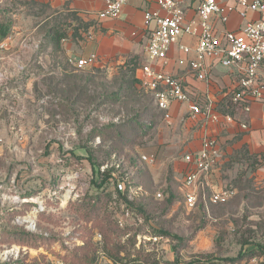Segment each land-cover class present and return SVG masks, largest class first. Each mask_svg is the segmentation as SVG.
I'll return each mask as SVG.
<instances>
[{"label": "rangeland", "instance_id": "rangeland-1", "mask_svg": "<svg viewBox=\"0 0 264 264\" xmlns=\"http://www.w3.org/2000/svg\"><path fill=\"white\" fill-rule=\"evenodd\" d=\"M0 18L41 53L57 48L51 32L68 35L70 17L40 0H0ZM61 62L66 73L35 65L32 99L0 82V264H263L264 146L224 164L232 200L190 208L182 172L152 153L168 125L136 83L139 62L113 71Z\"/></svg>", "mask_w": 264, "mask_h": 264}, {"label": "crops", "instance_id": "crops-1", "mask_svg": "<svg viewBox=\"0 0 264 264\" xmlns=\"http://www.w3.org/2000/svg\"><path fill=\"white\" fill-rule=\"evenodd\" d=\"M40 1L49 9L56 10L58 14L63 13L70 17L68 35H53L51 32L50 38L57 44V48L41 53L33 48L30 36L21 39L18 34L12 35L11 32L7 36L11 37L8 47L0 49V82L14 80L16 86L7 88L5 92L19 97L18 91L25 89L26 98L32 99L34 72L37 69L35 65L47 72L55 67V72L66 73L65 65L60 63L63 60L71 65L68 66L70 71H81L70 61L92 54L97 56V60L94 65L83 69L84 71L93 67L106 71L126 69L139 62L136 68L138 86L139 79L143 76L141 67L148 64L156 70L182 79L191 101L202 108L211 105L213 111L222 116L221 120L219 123H211L203 116L193 119L187 104L175 102L170 109L171 124L164 121L168 127H163L158 133V145L152 153L158 154V159L163 157L160 161L163 167H174L176 171L182 172L184 178L192 169V166L185 162V156L200 151L205 138L216 140L222 149L223 160L204 178L209 194L226 188L227 175L231 171H227L224 164L231 159L234 152L243 147L256 152L258 147L264 146V97L249 105L250 112L233 104L231 92L238 85L239 73L218 63L213 66L208 81L197 80L189 66V62L195 57L194 52L187 55L180 50L181 45L194 48L195 38L184 35L178 43L172 45L168 55L169 62L165 66L149 59L146 53V33L149 28L145 23V13L158 9L154 0H128L118 18L105 19L99 18V13L104 8V0ZM199 1L184 0L187 22L197 20ZM226 1L228 4L234 3V0ZM260 17L259 14L249 15L251 19ZM243 23L238 14L234 13L226 25L215 21V31L217 34L225 30L236 31ZM80 24H85L87 28L80 30ZM154 25L155 23H151L150 28ZM76 31L82 36L76 37ZM181 60H184L185 64L181 65ZM49 61H53L55 65L50 66ZM23 74L29 76L24 81L21 79ZM227 116L232 118L231 122L225 119Z\"/></svg>", "mask_w": 264, "mask_h": 264}, {"label": "built area", "instance_id": "built-area-1", "mask_svg": "<svg viewBox=\"0 0 264 264\" xmlns=\"http://www.w3.org/2000/svg\"><path fill=\"white\" fill-rule=\"evenodd\" d=\"M158 6L156 11L145 13L148 26L146 53L151 61L167 65L172 45L180 38L188 35L196 39L194 48L181 45L180 50L189 55L194 52V59L189 62L191 73L199 81H208L211 70L217 63L223 67L234 69L239 73L237 87L231 92L233 104L250 112V104L264 97V0H234L228 4L226 0H200L197 8V20L187 22L184 0H154ZM128 0H104V8L99 13L100 19L118 18ZM163 12V13H162ZM238 14L244 23L236 31L225 30L221 34L215 31V21L226 25L232 14ZM259 14L258 19L249 15ZM151 23H155L150 28ZM11 37L0 42V49L8 47ZM95 54L86 58L72 59L70 63L78 70L95 64ZM180 64H185L184 60ZM143 76L139 85L153 95L155 105L161 112L164 121L171 124L170 109L175 102L189 106L190 117L198 116L211 123H219L221 115L215 113L211 105L202 108L193 103L185 90L183 80L151 65L141 67ZM227 121L232 118L225 117ZM246 128V126H243ZM146 163L153 162L155 157L143 156ZM223 160V153L216 140L205 138L202 149L185 156V162L192 169L184 177V198L190 208L203 206L209 209L212 205H224L232 200L237 191L234 188H223L208 193V185L204 178ZM105 171V167L101 168ZM116 191L125 192V182L116 181ZM162 194H158L161 197ZM127 215H129L127 213ZM159 241L161 237L151 238ZM257 263L256 259L253 260Z\"/></svg>", "mask_w": 264, "mask_h": 264}, {"label": "trees", "instance_id": "trees-1", "mask_svg": "<svg viewBox=\"0 0 264 264\" xmlns=\"http://www.w3.org/2000/svg\"><path fill=\"white\" fill-rule=\"evenodd\" d=\"M10 28H11V25L9 24H0V41H3L7 38V36L10 34ZM139 84V82H138ZM157 108V107H156ZM100 175H102L103 178H105V180H107L110 176H111V173H110V170H105L104 172H102L101 170L99 171ZM110 178H113V176H111ZM112 182H115L112 180ZM126 192V191H125ZM125 192L121 193V192H118L119 195L123 196V198L126 199L127 201V197L126 195L124 194ZM202 208H204L203 206H200ZM205 209V208H204ZM90 248H88V244L82 248L81 250L83 251H88ZM262 252L264 254V250L262 249ZM89 258V257H88ZM263 259H264V255H263ZM86 261V259L84 260ZM264 261V260H263ZM94 262V258L93 259H90L87 261L88 264H93ZM264 264V262H263Z\"/></svg>", "mask_w": 264, "mask_h": 264}]
</instances>
